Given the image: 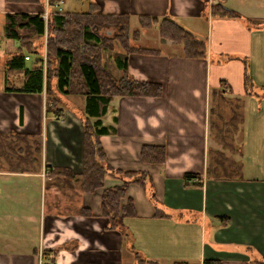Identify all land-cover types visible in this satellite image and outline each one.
Returning <instances> with one entry per match:
<instances>
[{"label": "crops", "instance_id": "crops-1", "mask_svg": "<svg viewBox=\"0 0 264 264\" xmlns=\"http://www.w3.org/2000/svg\"><path fill=\"white\" fill-rule=\"evenodd\" d=\"M89 1V10L96 4L97 13L119 20L112 25L116 34L107 26L100 34L103 42L113 41L114 49L103 45V59L114 77H123L117 63L126 61L131 78L162 87L159 97L113 98L102 118L111 130L101 137L109 164L146 172L150 180L141 186L129 177L108 176L95 193L76 184L84 170L86 100L62 96L58 118L47 113L45 87L43 93L21 92L16 89L24 85L23 72L7 75L6 62L21 48L5 36L7 14H42L47 2L0 0V264H48L49 252H58L55 264H203L206 259L260 264L264 0ZM143 17L167 19L190 32L204 43L203 56L187 57L183 44L163 37L159 26ZM121 31L126 48L113 40ZM24 53L30 56L25 67L33 68L40 55ZM75 97L81 106L72 102ZM64 100L71 108L63 107ZM152 145L165 148L163 164L142 161L143 147ZM227 167L229 179L213 177V171ZM47 168L72 175L52 179ZM186 173L198 175L204 188H186ZM124 180L130 182L127 194L137 217L108 230L109 219L100 209L103 193ZM84 208L95 216L82 215Z\"/></svg>", "mask_w": 264, "mask_h": 264}, {"label": "trees", "instance_id": "trees-1", "mask_svg": "<svg viewBox=\"0 0 264 264\" xmlns=\"http://www.w3.org/2000/svg\"><path fill=\"white\" fill-rule=\"evenodd\" d=\"M43 1L45 0H7L9 3L16 4H41ZM61 1L48 0L50 10L47 22L43 19L42 14H7L5 36L8 39L21 42L18 54L6 62L7 75L8 72H23L24 85L16 89L21 92L43 93L45 87L47 113L58 118L62 117L64 112L61 107L62 96H80L86 100L84 115L81 118L85 129L84 170L80 176L82 180L81 189L84 192L95 193L103 189L106 178L118 174L123 178H132V183L144 186L150 180L148 173L124 172L114 169L109 164L101 137L109 135L111 130L103 127L102 118L107 113L113 98L159 97L162 95V87L131 78L126 73V61L124 66L120 62L117 63L118 67L125 71L120 79L113 77L102 66L104 81L100 76L99 66L95 64L94 56L86 55L85 48L79 47V44L94 49L101 48L103 51L104 42L99 31L103 26H118L119 20L115 16L97 13L96 4H92L87 12L65 11L58 6ZM222 13L229 15L231 11L224 10ZM142 20H148L149 24H157L163 37L176 44H183L187 57L203 56L204 43L173 21L165 19L159 22L155 18L147 17H143ZM123 27H125V23H122L121 29ZM122 31L121 35H124L126 39L127 36ZM37 42L40 43L39 47L43 49V52L36 47ZM128 49L127 52L133 50L129 47ZM24 51L32 55H40L33 68L25 67V57L28 56L30 59V56L25 55ZM78 56H81L83 60L77 61ZM97 63L100 64L99 60ZM246 79L248 82V78ZM76 80L81 83L83 92L74 91ZM166 155L165 148L160 146H144L141 151V159L147 164H163L166 161ZM47 171L49 174L51 173V176L52 174L59 176L71 174L62 169L47 168ZM195 179L202 181L198 175L186 173L184 186L186 188L202 187L200 183H191ZM123 182L121 186L107 188L103 193L100 209L102 216L109 219L108 230H118L123 226L124 219L137 217L134 201L127 194L130 182L126 180ZM81 214L90 217L95 216L86 208L81 211ZM228 222L226 220L222 226H227ZM45 255L48 264L56 263L58 252H49ZM138 264L145 263L139 260ZM203 264H221V262L206 259ZM260 264H264V261Z\"/></svg>", "mask_w": 264, "mask_h": 264}, {"label": "rangeland", "instance_id": "rangeland-1", "mask_svg": "<svg viewBox=\"0 0 264 264\" xmlns=\"http://www.w3.org/2000/svg\"><path fill=\"white\" fill-rule=\"evenodd\" d=\"M48 0H46V2H47ZM91 1H89V0H83V1H80V2H77L76 3V1H73V0H69L68 2H67V4L64 6V8H65V10L66 11H77V12H87V11H89V7H88V5H89V3H90ZM47 4V3H46ZM58 6H60L59 4H58ZM45 8H48V10H50L49 9V5H46L45 6ZM43 14V13H42ZM43 16V15H42ZM107 24V23H106ZM104 27V26H103ZM102 27V29L99 31V35L101 34V36H103V35H105L106 34V29L105 28H103ZM107 29L108 30H110V31H113V32H115V34H116V32L118 31H116V28H114V27H112V26H107ZM114 39H116L117 40V46H121V48H124V47H126V45H127V42H126V39L124 38V35H120V36H118V35H116V36H114V38H113V40ZM46 40H47V36L45 37V39H44V41L46 42ZM108 46V47H111V48H113L114 49V45H113V41H112V39H105L104 40V46ZM83 47V48H85V54L86 55H89V56H94V61H95V64H97L99 67H98V69H99V73H100V76L102 77V79L105 81V76L103 75V68L104 69H106L108 72H110L111 74H112V76L114 77V73L113 72H111L109 69H108V66H107V64H108V62L109 61H107V60H105V59H103V51L101 50V48L100 49H94L93 47H89V46H85L84 47V45L83 44H79V47ZM93 48V49H92ZM120 48V47H119ZM116 49H118L117 47L115 48V50ZM42 50V49H41ZM28 53V52H27ZM82 56V55H81ZM81 56H78L77 57V61H81V60H83V56L81 57ZM102 56V57H101ZM84 58H86V57H84ZM97 60H99V63L100 64H98L97 63ZM102 66H103V68H102ZM116 76H118L117 74H115ZM75 87L76 88H74V91H79V92H83L84 91V89L81 87L82 85H81V83L78 81V80H76L75 81ZM72 102L74 103V104H77V105H79V106H81V104H82V99L81 98H79V97H75V99H72ZM74 106V105H73ZM63 107L65 108V109H69V107H70V105H69V102L67 101V100H64V105H63ZM71 108V107H70ZM71 110V109H70ZM69 110V111H70ZM220 158H222V160L221 159H219L218 160V163H219V165H221V166H223V165H225V163H224V161H225V155H223L222 157H220ZM226 162V161H225ZM213 177H218V178H221V179H229L230 178V176H229V171H228V167H227V169H224L223 168V170H216L215 171V173H214V171H213ZM116 176V175H115ZM52 179L53 178H62V179H64V177H62V176H59V175H54V174H52ZM121 178V180H123V177L121 176L120 177ZM67 179H70L69 177L67 178ZM66 179V180H67ZM220 179V180H221ZM58 181H60V183L58 184V186H60V184H62V181L60 180V179H57ZM67 181H69V182H71L70 180H67ZM54 182L52 181L49 185H47V186H49L50 187V185L51 184H53ZM202 184V187L204 188V183L203 182H201V181H199V180H197L196 182H194V184ZM76 184H78V186H80V187H82V180H79V183H76ZM201 187V188H202ZM190 188H195V186H193V187H190ZM226 220H228V219H223L222 220V224L226 221Z\"/></svg>", "mask_w": 264, "mask_h": 264}, {"label": "built area", "instance_id": "built-area-1", "mask_svg": "<svg viewBox=\"0 0 264 264\" xmlns=\"http://www.w3.org/2000/svg\"><path fill=\"white\" fill-rule=\"evenodd\" d=\"M46 5H49V2L47 1V4ZM43 19L47 22L48 21V17H49V10H48V8H45V10H44V12H43ZM25 59L26 60H29V57L28 56H26L25 57ZM43 254L41 253L40 254V261H41V263H42V260H43V256H42Z\"/></svg>", "mask_w": 264, "mask_h": 264}]
</instances>
